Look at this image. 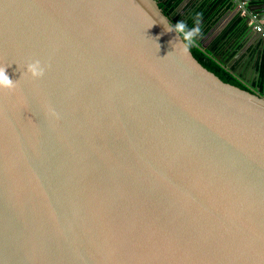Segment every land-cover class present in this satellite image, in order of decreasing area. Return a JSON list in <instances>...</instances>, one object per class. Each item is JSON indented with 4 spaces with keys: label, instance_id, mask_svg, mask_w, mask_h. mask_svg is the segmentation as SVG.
I'll return each mask as SVG.
<instances>
[{
    "label": "water",
    "instance_id": "1",
    "mask_svg": "<svg viewBox=\"0 0 264 264\" xmlns=\"http://www.w3.org/2000/svg\"><path fill=\"white\" fill-rule=\"evenodd\" d=\"M174 28L156 0H0V264H264V96Z\"/></svg>",
    "mask_w": 264,
    "mask_h": 264
},
{
    "label": "trees",
    "instance_id": "2",
    "mask_svg": "<svg viewBox=\"0 0 264 264\" xmlns=\"http://www.w3.org/2000/svg\"><path fill=\"white\" fill-rule=\"evenodd\" d=\"M183 0H156L158 7L162 10L164 15L167 17L175 14V10L182 3ZM231 5L230 0H201L199 4L192 7L193 11L185 22L186 29L191 30L197 25H202L204 28L200 30V35H204L207 28L214 23L219 15V11L215 9L220 6V8H227ZM183 39V37H182ZM185 43V42H184ZM189 51L192 56L208 71L216 75L222 82L230 84L232 86L238 87L242 90H247L230 72V70L225 69L221 66L212 55L201 50L199 46L192 41L189 45ZM217 53V51H216ZM262 74L264 75V69H262ZM259 87L264 88V83H260Z\"/></svg>",
    "mask_w": 264,
    "mask_h": 264
},
{
    "label": "crops",
    "instance_id": "3",
    "mask_svg": "<svg viewBox=\"0 0 264 264\" xmlns=\"http://www.w3.org/2000/svg\"><path fill=\"white\" fill-rule=\"evenodd\" d=\"M258 0H245L243 1L242 5L247 6L249 4H257ZM201 0H183L180 6L177 8L180 11H186L189 9L190 6H194L196 4H199ZM234 2L231 3V5L227 8H220L218 6L215 10L219 11V15L217 19L214 21L212 25H210L207 28V31L204 33L203 37V43L205 46H208L210 48H213L215 50L219 49L221 50V46H229L228 54L229 56H232L235 54L236 51H240L241 53L235 60L237 62L239 59H243L242 57L246 53H250L253 51L251 47L252 42L245 43V39L247 38V34H242L245 31V28L243 26L242 18L245 16V12L239 13L238 8H234L232 5ZM264 24V21L259 22V25L262 26ZM204 28L203 24L200 27V30ZM253 33L257 35L254 30ZM223 38L221 41L220 47H217V44L219 40ZM230 50V51H229ZM262 69H264V60L262 64Z\"/></svg>",
    "mask_w": 264,
    "mask_h": 264
},
{
    "label": "flooded vegetation",
    "instance_id": "4",
    "mask_svg": "<svg viewBox=\"0 0 264 264\" xmlns=\"http://www.w3.org/2000/svg\"><path fill=\"white\" fill-rule=\"evenodd\" d=\"M180 6V5H179ZM178 6V7H179ZM193 6H190L188 10L186 11H180L179 9L175 10V14L172 16H169L171 18V21L176 25L177 22H186V20L188 19V17L190 16L191 12L193 11L192 9ZM192 10V11H191ZM198 26V25H197ZM196 27V26H195ZM194 27V28H195ZM201 27V26H200ZM199 27V29H200ZM201 33L199 32V34L194 38V42L196 41L197 38H202L205 35H201L199 36ZM260 37H258V35H255L253 33H249L248 34V39L250 40V42L254 43V45L256 46L257 43H261L262 39H259ZM223 40V38H221L217 44V46L220 45L221 41ZM263 41V40H262ZM196 43V42H195ZM253 49V48H252ZM217 51V54L221 55V57L225 60V61H231L232 56H229L227 51H223L222 49L219 50H215V52ZM230 51V50H229ZM241 52L239 51V54ZM238 54V56H239ZM234 55V54H233ZM243 59H239L237 62L234 63L235 67L233 70H230V72H235L237 70H239V68H246V69H250L253 70V72L256 71L258 76H249V73H245L243 77H234L245 87L248 88L254 92L258 90L259 94L261 96H264V88L261 89L259 87L260 83H264V75L262 74V64H263V60H264V52L259 51V50H255L253 49L252 52H250L249 54L246 53L243 57ZM245 78L247 79V81H249V84L244 83Z\"/></svg>",
    "mask_w": 264,
    "mask_h": 264
},
{
    "label": "clouds",
    "instance_id": "5",
    "mask_svg": "<svg viewBox=\"0 0 264 264\" xmlns=\"http://www.w3.org/2000/svg\"><path fill=\"white\" fill-rule=\"evenodd\" d=\"M167 31L171 32L173 29L168 28ZM174 31L178 34H183V41L185 42L182 46V52L187 54L190 43L194 40V38L199 34L200 29L193 28L191 30L186 29V25L184 22H177L174 28ZM7 67H0V88H6L12 90L15 88L14 81L9 78L6 74ZM27 72L31 74L33 78H40L44 75V68L41 66L39 60L35 62L29 63L27 65Z\"/></svg>",
    "mask_w": 264,
    "mask_h": 264
},
{
    "label": "built area",
    "instance_id": "6",
    "mask_svg": "<svg viewBox=\"0 0 264 264\" xmlns=\"http://www.w3.org/2000/svg\"><path fill=\"white\" fill-rule=\"evenodd\" d=\"M230 1L233 2V0H230ZM241 13H243V11H242ZM244 14H245V13H244ZM253 18H255L254 15L252 16V19H253ZM253 30H254V32H255L256 34L259 35L260 39H262V40L264 41V31H263L262 26H260V25L254 26V27H253Z\"/></svg>",
    "mask_w": 264,
    "mask_h": 264
}]
</instances>
